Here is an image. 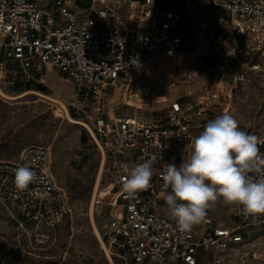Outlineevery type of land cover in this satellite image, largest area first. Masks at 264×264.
<instances>
[{
	"label": "built area",
	"instance_id": "1",
	"mask_svg": "<svg viewBox=\"0 0 264 264\" xmlns=\"http://www.w3.org/2000/svg\"><path fill=\"white\" fill-rule=\"evenodd\" d=\"M253 60L264 62V0H90L85 7L78 0H0V62H11L24 86L55 93L47 84L53 73L71 82L65 109L106 163L116 195L102 238L110 264H203L212 254L211 264H222L218 253L233 250L264 263L258 250L264 248V215L246 216L233 205L236 218L227 224L212 217V206L185 232L162 197L170 191L162 165L179 167L188 159L192 138L213 119L222 83L237 79L235 72ZM165 61L190 62L180 83L208 74L216 93L203 85L169 99L163 112L143 110L151 96L146 77L157 75ZM113 101L134 113L105 112ZM153 157L150 186L127 195L124 167ZM20 166L36 173L24 191L14 185ZM0 207L19 226L37 229L55 228L69 215L49 147L29 146L16 161H0Z\"/></svg>",
	"mask_w": 264,
	"mask_h": 264
},
{
	"label": "rangeland",
	"instance_id": "2",
	"mask_svg": "<svg viewBox=\"0 0 264 264\" xmlns=\"http://www.w3.org/2000/svg\"><path fill=\"white\" fill-rule=\"evenodd\" d=\"M89 2L78 0V5L85 7ZM189 63L165 61L157 75L146 77V81H150L151 96L143 110L163 112L169 99L203 85L216 93L213 85L216 80L208 74H199L194 82L185 85L180 83L186 80ZM16 71L11 62H0V86L8 96H19L27 91L16 89L17 85H24ZM235 74L237 79L222 83V96L212 106V117L232 114L242 130L258 137L260 155L264 157V62L253 60ZM47 84L55 93L47 88L44 92L30 91H38L55 101L34 94L10 100L0 94V161H16L29 146L49 147L54 176L66 193L70 213L55 228L40 226L37 229L19 226L0 207V264H110L94 227L103 238L111 203L116 197L113 183L87 130L68 119L69 113L64 107L66 101L72 99L73 84L57 73L49 75ZM103 108L105 112L110 108L115 117L135 111L121 105L120 101L105 104ZM210 213L214 219L227 224L234 223L236 218L233 204L227 205L222 200L213 205ZM260 241L264 243V238ZM258 250L263 252V246ZM218 254L222 264H254L246 261L240 250ZM214 257V254L208 255L203 264H211Z\"/></svg>",
	"mask_w": 264,
	"mask_h": 264
},
{
	"label": "clouds",
	"instance_id": "3",
	"mask_svg": "<svg viewBox=\"0 0 264 264\" xmlns=\"http://www.w3.org/2000/svg\"><path fill=\"white\" fill-rule=\"evenodd\" d=\"M259 139L241 129L229 113L210 119L191 140L188 159L177 167L164 163L162 193L168 213L181 231L201 223L219 199L241 208L246 216L264 215V157ZM155 158L124 167L122 190L134 196L146 190L153 178ZM36 173L27 166L15 171L14 185L27 190Z\"/></svg>",
	"mask_w": 264,
	"mask_h": 264
},
{
	"label": "bare ground",
	"instance_id": "4",
	"mask_svg": "<svg viewBox=\"0 0 264 264\" xmlns=\"http://www.w3.org/2000/svg\"><path fill=\"white\" fill-rule=\"evenodd\" d=\"M0 94H1L4 98H6V99H10V100L19 99L20 97H23V96L28 95V94H29V95H30V94H34V95H39V96H42V97L48 98V99H50V100H52V101H55L54 99H51L50 97H47L46 95H43V94L39 93L38 91H30V90H29V91H26L25 93H22V94L19 95V96H10V95L8 96V95H6V94L3 92L1 86H0ZM63 107H64V105H63ZM64 109H65V107H64ZM65 110H66V109H65ZM67 116H68V119H69V121H70L71 123H73V124H81V122H79L78 120H75V119H73L72 117H70L69 114H68ZM98 184H99V180L97 181L96 189H97V187H98ZM94 228H95V232H96V234H97V236H98V239H99L100 243H101L102 246H103V239H102V236H101L100 232L98 231L97 227L95 226ZM107 256H108V255H107Z\"/></svg>",
	"mask_w": 264,
	"mask_h": 264
},
{
	"label": "trees",
	"instance_id": "5",
	"mask_svg": "<svg viewBox=\"0 0 264 264\" xmlns=\"http://www.w3.org/2000/svg\"><path fill=\"white\" fill-rule=\"evenodd\" d=\"M37 87H39V88H37ZM16 89L17 90L24 89V90H27V91L35 89V90H39V91H42V92L47 91L46 88H44L42 86H29V85H27V86L17 85ZM26 226H31V225L26 224Z\"/></svg>",
	"mask_w": 264,
	"mask_h": 264
},
{
	"label": "crops",
	"instance_id": "6",
	"mask_svg": "<svg viewBox=\"0 0 264 264\" xmlns=\"http://www.w3.org/2000/svg\"><path fill=\"white\" fill-rule=\"evenodd\" d=\"M90 3V2H89ZM89 3H88V5H89ZM87 6V5H86Z\"/></svg>",
	"mask_w": 264,
	"mask_h": 264
}]
</instances>
